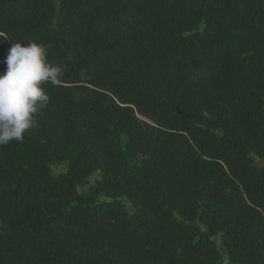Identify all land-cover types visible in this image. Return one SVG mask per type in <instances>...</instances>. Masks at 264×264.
Instances as JSON below:
<instances>
[{"label": "trees", "instance_id": "trees-1", "mask_svg": "<svg viewBox=\"0 0 264 264\" xmlns=\"http://www.w3.org/2000/svg\"><path fill=\"white\" fill-rule=\"evenodd\" d=\"M0 34L64 73L0 146V264H264V0H0Z\"/></svg>", "mask_w": 264, "mask_h": 264}, {"label": "clouds", "instance_id": "clouds-1", "mask_svg": "<svg viewBox=\"0 0 264 264\" xmlns=\"http://www.w3.org/2000/svg\"><path fill=\"white\" fill-rule=\"evenodd\" d=\"M47 48L36 40H26L16 41L8 51L6 70L0 73V146L23 141L40 109L49 102L43 85L61 82L63 70L49 61Z\"/></svg>", "mask_w": 264, "mask_h": 264}, {"label": "rangeland", "instance_id": "rangeland-1", "mask_svg": "<svg viewBox=\"0 0 264 264\" xmlns=\"http://www.w3.org/2000/svg\"><path fill=\"white\" fill-rule=\"evenodd\" d=\"M100 177V173H96L94 174L92 177H91V181L93 182L96 178H99ZM225 264H227V260L225 261Z\"/></svg>", "mask_w": 264, "mask_h": 264}]
</instances>
